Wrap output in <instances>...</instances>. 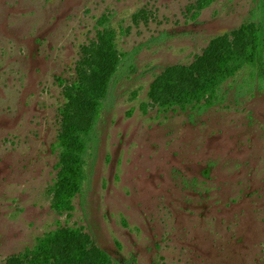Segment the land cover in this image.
<instances>
[{
  "label": "rangeland",
  "instance_id": "1",
  "mask_svg": "<svg viewBox=\"0 0 264 264\" xmlns=\"http://www.w3.org/2000/svg\"><path fill=\"white\" fill-rule=\"evenodd\" d=\"M198 3L0 0V264H22L57 229L56 264L82 243L120 264H264V66L228 78L208 109L163 111L154 93L191 87L221 52L253 44L258 0ZM103 16L121 63L83 190L61 214L56 144L108 57Z\"/></svg>",
  "mask_w": 264,
  "mask_h": 264
},
{
  "label": "trees",
  "instance_id": "2",
  "mask_svg": "<svg viewBox=\"0 0 264 264\" xmlns=\"http://www.w3.org/2000/svg\"><path fill=\"white\" fill-rule=\"evenodd\" d=\"M214 0H199L198 11L209 7ZM196 13L195 16H197ZM253 25V44L245 50L227 49L221 52L211 72L204 73L200 79L195 80L191 87L170 89L162 93H154L159 97V107L163 111L181 109H205L212 107L219 99L223 83L239 70L246 66H255L260 69L264 66V0H258L257 9L251 16ZM103 26V49L107 58L96 69L89 87L81 86L85 92L84 116L77 119L68 116L65 126L58 136L56 144L59 152L57 162V177L50 188L53 195L52 208L58 213H70L74 210V199L83 190L86 179V156L91 145L92 135L100 117L104 100L107 97L112 79L118 70L121 59L118 58L116 32L108 25L109 18L103 16L99 21ZM107 61V62H105ZM166 89V87H165ZM65 236L60 229L49 232L39 238L33 248H27L22 254V264H56L55 247L59 240ZM69 264H120L115 262L109 254L98 250L90 255L87 243L79 244L68 255Z\"/></svg>",
  "mask_w": 264,
  "mask_h": 264
}]
</instances>
